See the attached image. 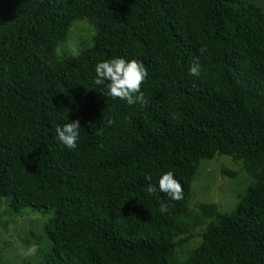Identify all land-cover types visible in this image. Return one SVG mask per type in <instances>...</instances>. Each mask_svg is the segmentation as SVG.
I'll return each mask as SVG.
<instances>
[{"label": "trees", "instance_id": "trees-1", "mask_svg": "<svg viewBox=\"0 0 264 264\" xmlns=\"http://www.w3.org/2000/svg\"><path fill=\"white\" fill-rule=\"evenodd\" d=\"M82 19L94 25L91 46L57 55ZM118 56L144 65L143 105L93 85L95 63ZM193 63L199 76L188 74ZM72 121L81 129L69 150L55 128ZM215 155L240 162L253 186L230 212L191 211L198 165ZM167 170L179 201L147 191L145 175L155 184ZM23 208L52 212L38 264H264V10L240 0H0V212L14 219ZM204 223L199 246L179 254Z\"/></svg>", "mask_w": 264, "mask_h": 264}, {"label": "rangeland", "instance_id": "rangeland-1", "mask_svg": "<svg viewBox=\"0 0 264 264\" xmlns=\"http://www.w3.org/2000/svg\"><path fill=\"white\" fill-rule=\"evenodd\" d=\"M240 1L264 10V0ZM93 36V23L85 19L76 20L67 39L57 45L56 54L76 56L91 46ZM253 183L242 164L229 156L215 155L213 159L201 160L191 185L189 207L191 211H197L200 204H216L222 213L230 212ZM20 214L12 219L4 216L3 209L0 212V264H38L50 249V242L42 227L52 212L23 208ZM205 226L206 223L197 226L192 231V238L187 244L177 247V252L182 255L198 247Z\"/></svg>", "mask_w": 264, "mask_h": 264}, {"label": "clouds", "instance_id": "clouds-1", "mask_svg": "<svg viewBox=\"0 0 264 264\" xmlns=\"http://www.w3.org/2000/svg\"><path fill=\"white\" fill-rule=\"evenodd\" d=\"M201 65L193 63L188 67L191 76L200 75ZM94 77L92 83L101 88L109 97L119 98L128 105H143L145 102L141 84L148 73L142 63L137 60H126L123 57H113L97 61L93 66ZM106 126L113 124L111 119L105 121ZM81 126L79 121L66 122L55 128L56 138L65 148L72 150L77 147L80 138ZM149 181L147 191L149 193H164L171 201L183 199L181 183L175 178L173 171H161L156 177V183L152 184L151 175H145ZM170 205L162 202L159 205L161 214L166 213Z\"/></svg>", "mask_w": 264, "mask_h": 264}]
</instances>
